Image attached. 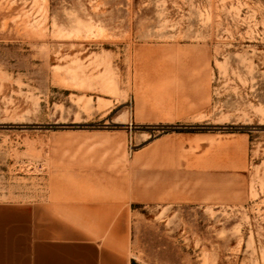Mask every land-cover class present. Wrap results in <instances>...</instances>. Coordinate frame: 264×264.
Wrapping results in <instances>:
<instances>
[{
	"label": "rangeland",
	"instance_id": "1",
	"mask_svg": "<svg viewBox=\"0 0 264 264\" xmlns=\"http://www.w3.org/2000/svg\"><path fill=\"white\" fill-rule=\"evenodd\" d=\"M78 179L129 264H264V0H0V230Z\"/></svg>",
	"mask_w": 264,
	"mask_h": 264
},
{
	"label": "crops",
	"instance_id": "2",
	"mask_svg": "<svg viewBox=\"0 0 264 264\" xmlns=\"http://www.w3.org/2000/svg\"><path fill=\"white\" fill-rule=\"evenodd\" d=\"M72 186L45 204L8 206L6 229L0 230V264H129L115 242L104 238L106 230L64 229L52 211L76 199L82 204L79 206L89 202L94 209H109L119 205L120 197L96 181L78 179ZM113 218L106 216L105 227ZM116 231L108 235L124 237V229Z\"/></svg>",
	"mask_w": 264,
	"mask_h": 264
}]
</instances>
